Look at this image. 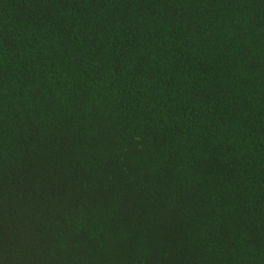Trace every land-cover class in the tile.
<instances>
[{"label":"trees","instance_id":"trees-1","mask_svg":"<svg viewBox=\"0 0 264 264\" xmlns=\"http://www.w3.org/2000/svg\"><path fill=\"white\" fill-rule=\"evenodd\" d=\"M0 264H264V0H0Z\"/></svg>","mask_w":264,"mask_h":264}]
</instances>
